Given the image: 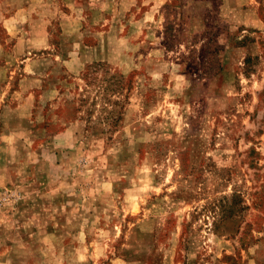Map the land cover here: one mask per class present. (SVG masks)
<instances>
[{
    "label": "rangeland",
    "instance_id": "1",
    "mask_svg": "<svg viewBox=\"0 0 264 264\" xmlns=\"http://www.w3.org/2000/svg\"><path fill=\"white\" fill-rule=\"evenodd\" d=\"M0 264H264V0H0Z\"/></svg>",
    "mask_w": 264,
    "mask_h": 264
}]
</instances>
